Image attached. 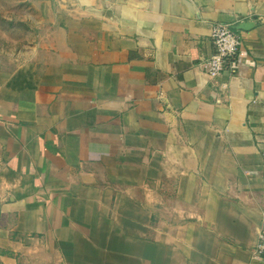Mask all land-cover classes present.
<instances>
[{
  "label": "crops",
  "instance_id": "crops-1",
  "mask_svg": "<svg viewBox=\"0 0 264 264\" xmlns=\"http://www.w3.org/2000/svg\"><path fill=\"white\" fill-rule=\"evenodd\" d=\"M43 11L0 55V264H264V0Z\"/></svg>",
  "mask_w": 264,
  "mask_h": 264
},
{
  "label": "rangeland",
  "instance_id": "rangeland-1",
  "mask_svg": "<svg viewBox=\"0 0 264 264\" xmlns=\"http://www.w3.org/2000/svg\"><path fill=\"white\" fill-rule=\"evenodd\" d=\"M72 1L0 0V55L15 52L27 40L32 39L35 43L41 40L44 28L45 32L48 28L44 8L56 9L60 2L71 5Z\"/></svg>",
  "mask_w": 264,
  "mask_h": 264
},
{
  "label": "built area",
  "instance_id": "built-area-1",
  "mask_svg": "<svg viewBox=\"0 0 264 264\" xmlns=\"http://www.w3.org/2000/svg\"><path fill=\"white\" fill-rule=\"evenodd\" d=\"M215 51L202 62L207 73L219 77L227 70L237 67V56L244 44L242 33L235 24L217 23L212 28ZM253 260L264 259V223L258 234V241L251 251Z\"/></svg>",
  "mask_w": 264,
  "mask_h": 264
}]
</instances>
